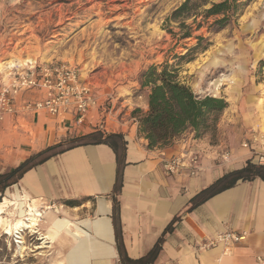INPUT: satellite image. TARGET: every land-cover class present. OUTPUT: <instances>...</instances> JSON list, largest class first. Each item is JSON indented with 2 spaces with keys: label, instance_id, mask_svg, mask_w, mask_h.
<instances>
[{
  "label": "crops",
  "instance_id": "crops-1",
  "mask_svg": "<svg viewBox=\"0 0 264 264\" xmlns=\"http://www.w3.org/2000/svg\"><path fill=\"white\" fill-rule=\"evenodd\" d=\"M23 63L0 67V73ZM236 86L229 90L216 144L208 136L195 140L187 133L164 150L150 149L138 124L126 116L108 126V120L99 123L92 112L93 123L78 126L74 115L52 116L25 108L28 102L48 97L47 92L22 93L15 113L0 125V163L5 165L0 175L70 138L100 132L103 139L122 135L124 144L118 153L105 143L61 150L23 173L14 183V194L11 185L7 187L0 210L12 206L18 219V211L25 218L27 208L46 205L47 211H41L45 217L35 229L45 243L39 249L63 257V264H135L131 262L149 256L144 264H260L264 179H239L233 186L227 184L232 178L222 180L249 164L260 166L264 144L252 139L264 125V90ZM186 153L198 157L196 173L185 169L180 175L165 174L162 161ZM226 232L241 240L206 247Z\"/></svg>",
  "mask_w": 264,
  "mask_h": 264
},
{
  "label": "rangeland",
  "instance_id": "rangeland-1",
  "mask_svg": "<svg viewBox=\"0 0 264 264\" xmlns=\"http://www.w3.org/2000/svg\"><path fill=\"white\" fill-rule=\"evenodd\" d=\"M185 1L0 0V64L17 55L35 59L41 65L77 67L97 96V120H108V126L121 122L124 116L137 123L133 111L148 110L150 88L142 87L141 75L152 65L169 64L177 69L180 80L200 96L228 102L229 90L245 84L263 91L264 0H253L236 22L217 31L207 24L197 28L195 17L173 19L174 11ZM214 20L213 17L208 21L211 24ZM182 23L191 26L189 38H181ZM10 71L0 73V89L10 82ZM145 105L147 109L143 108ZM226 110L220 117L216 137L207 135L213 145L218 142L219 125ZM261 133L264 134V125ZM261 133L252 141L264 144ZM85 137L70 138L44 157L95 141ZM258 162L264 166L259 159ZM0 165L3 170L5 165ZM9 190L14 194L15 184ZM9 190L0 195V204ZM44 206H38L39 210L47 211ZM16 217L12 206L0 210V264H63V257L37 248L43 243L29 231L24 232L27 250L20 257L16 235L4 233L8 222L5 218L14 221Z\"/></svg>",
  "mask_w": 264,
  "mask_h": 264
},
{
  "label": "trees",
  "instance_id": "trees-1",
  "mask_svg": "<svg viewBox=\"0 0 264 264\" xmlns=\"http://www.w3.org/2000/svg\"><path fill=\"white\" fill-rule=\"evenodd\" d=\"M252 1L186 0L174 11L172 18L188 19L195 17L194 24H196L197 28H201L204 24H207L209 29L217 31L236 22ZM206 5H209V7L205 8ZM198 17H202V20L198 21ZM213 17L215 20L210 24L208 20ZM181 28L183 29L181 38H189L191 36V26L182 23ZM198 38L199 40L203 39L202 37ZM141 80L142 87L150 88L148 110L144 112L139 108L135 109L133 111V118L137 121L139 135L148 141L150 149H167L177 139L187 133L191 134L195 140L202 139L207 135H211L212 139L216 137L220 117L229 106L224 98L197 95L189 85L180 80L177 69H173L169 64L150 66L142 72ZM103 138V135L97 132L84 138L95 141L79 145L105 143L118 153L124 144L122 135L113 134L107 136L105 139ZM56 148V146L49 148L30 158L17 169L0 175V191L4 192L7 187L16 183L17 179L21 178L23 173L28 169L61 153L60 151L44 157ZM41 157L43 159L38 160ZM256 176L264 179L263 165L256 166L249 164L242 171L230 173L222 181L232 178L227 184L233 186L239 179L251 180ZM116 189H119L118 185ZM74 203L71 202L70 204L74 205ZM149 258L150 256L140 261H132L131 263L144 264Z\"/></svg>",
  "mask_w": 264,
  "mask_h": 264
},
{
  "label": "built area",
  "instance_id": "built-area-1",
  "mask_svg": "<svg viewBox=\"0 0 264 264\" xmlns=\"http://www.w3.org/2000/svg\"><path fill=\"white\" fill-rule=\"evenodd\" d=\"M9 83L0 89V121L15 113L16 98L24 91L38 90L48 93V97L36 102H28L25 108L35 113H46L52 116L74 115L78 126L92 124L90 114L98 108L99 102L91 85L81 78L77 67L66 64H29L16 66L11 69ZM97 113V112H96ZM243 148H249L248 142ZM228 155H225V159ZM264 164V155L259 157ZM198 157L194 154L171 156L162 161L165 174L169 176L180 175L185 169L191 174L196 173ZM241 238L231 232H226L217 237L207 246L223 244L229 246L240 241ZM258 262L264 264V257H259Z\"/></svg>",
  "mask_w": 264,
  "mask_h": 264
},
{
  "label": "bare ground",
  "instance_id": "bare-ground-1",
  "mask_svg": "<svg viewBox=\"0 0 264 264\" xmlns=\"http://www.w3.org/2000/svg\"><path fill=\"white\" fill-rule=\"evenodd\" d=\"M15 61H18L21 63L25 62V64L23 63L24 65L16 64V65H13L11 67L9 66L5 69L6 72H8L11 69H14L16 66H27L29 64L36 63V61H34V59H31V58L22 59L20 56L14 55L12 57V59L9 60L8 62H6L4 64H0V67H4L5 65H9V64H14ZM32 61H34V62H32ZM9 73H8V76H10ZM27 210L29 211L27 214V217H25V218L20 217L18 219H15L11 223L7 222L6 226L4 227V233L6 235H10V236L16 235L15 237L18 239L17 240V243H18L17 253L19 254L20 257H23V251L27 250V247L24 245L25 242L23 240L24 239V232L29 231L32 234H38V232H37L38 230L35 232V229L38 226L40 220L45 217L44 213H42L41 210H38L37 207H33V208L31 207L30 209L27 208ZM43 244H45V243H43ZM37 248H41V246H39Z\"/></svg>",
  "mask_w": 264,
  "mask_h": 264
}]
</instances>
